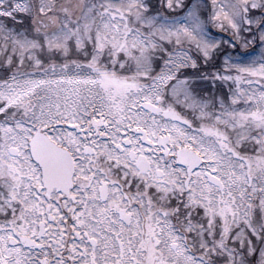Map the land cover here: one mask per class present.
Masks as SVG:
<instances>
[{"label": "snow or ice", "instance_id": "obj_1", "mask_svg": "<svg viewBox=\"0 0 264 264\" xmlns=\"http://www.w3.org/2000/svg\"><path fill=\"white\" fill-rule=\"evenodd\" d=\"M0 264H264V0H0Z\"/></svg>", "mask_w": 264, "mask_h": 264}]
</instances>
